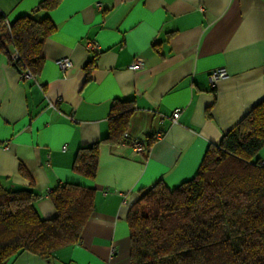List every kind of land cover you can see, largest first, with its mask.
<instances>
[{
	"label": "crops",
	"instance_id": "0c3cea01",
	"mask_svg": "<svg viewBox=\"0 0 264 264\" xmlns=\"http://www.w3.org/2000/svg\"><path fill=\"white\" fill-rule=\"evenodd\" d=\"M41 1L0 0V10L12 23ZM49 15L56 29L36 77L0 49V181L34 189L42 218L56 215L51 192L64 182L95 188L94 210L78 243L7 264H130L132 203L159 179L174 187L193 177L208 146L264 99V0H62ZM137 56L145 66L132 70ZM65 57L72 66L62 70ZM220 67L228 76L213 84ZM117 98L133 100L126 132L150 147L103 141L88 179L73 169L76 153L107 136Z\"/></svg>",
	"mask_w": 264,
	"mask_h": 264
},
{
	"label": "trees",
	"instance_id": "16d2710c",
	"mask_svg": "<svg viewBox=\"0 0 264 264\" xmlns=\"http://www.w3.org/2000/svg\"><path fill=\"white\" fill-rule=\"evenodd\" d=\"M61 1L42 0L12 23L0 10V49L23 78L26 72L36 77L44 66V45L56 29L49 12ZM37 11L47 15L38 18ZM133 111V100L113 101L107 136L78 149L76 173L96 178L100 144L123 142ZM263 147L264 99L208 146L193 177L174 187L159 179L132 203L130 264H264ZM94 195L84 183H61L51 192L56 215L42 218L34 189L12 190L0 181V264L25 251L48 258L78 243Z\"/></svg>",
	"mask_w": 264,
	"mask_h": 264
},
{
	"label": "built area",
	"instance_id": "2783aa9c",
	"mask_svg": "<svg viewBox=\"0 0 264 264\" xmlns=\"http://www.w3.org/2000/svg\"><path fill=\"white\" fill-rule=\"evenodd\" d=\"M87 45L92 51H95V52L96 51L98 52V50L100 49L99 42L97 40H94V39L89 40L87 42ZM18 55L19 54L16 51L12 53V56L14 58L17 57ZM58 64L62 70H66L70 66H72V60L69 57L61 58L58 60ZM144 66H145V59L141 56H137V57H135L134 61L130 65V68L132 70H140V69L144 68ZM227 76H228V71L224 67L216 68V69L212 70V72L210 74L211 81L213 84H215L217 81H219L222 78H226ZM24 77L30 78V77H32V74L30 72H26ZM181 112H182L181 107L174 109L172 116H171V118L174 122L178 121V118L181 115ZM123 142L129 143L130 145H132L135 152H137V153L146 152V150H147V145H148L147 140H145L143 138L132 137V136H130V134L128 132H125Z\"/></svg>",
	"mask_w": 264,
	"mask_h": 264
},
{
	"label": "rangeland",
	"instance_id": "374dc122",
	"mask_svg": "<svg viewBox=\"0 0 264 264\" xmlns=\"http://www.w3.org/2000/svg\"><path fill=\"white\" fill-rule=\"evenodd\" d=\"M258 156L264 157V147L259 151Z\"/></svg>",
	"mask_w": 264,
	"mask_h": 264
}]
</instances>
